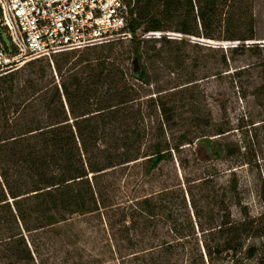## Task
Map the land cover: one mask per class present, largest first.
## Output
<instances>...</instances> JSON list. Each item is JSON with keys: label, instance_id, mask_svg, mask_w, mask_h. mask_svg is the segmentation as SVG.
<instances>
[{"label": "trees", "instance_id": "1", "mask_svg": "<svg viewBox=\"0 0 264 264\" xmlns=\"http://www.w3.org/2000/svg\"><path fill=\"white\" fill-rule=\"evenodd\" d=\"M126 1L131 6V59L139 60L138 71L123 65L119 42L109 41L83 51L61 52L52 61L34 59L0 76V264H58L60 254L69 262L73 251L58 246L68 236L64 226L75 215L105 206L100 178L108 170L144 159L149 174L173 159L181 145L192 143L185 133L177 136L174 145L161 139L163 124L173 117L167 103L173 94L169 90L178 85L161 88L156 99H149L164 121L156 135L147 122L141 95L153 84L145 58L153 69L156 63L183 68L187 43L146 34L175 31L215 39L213 28L225 17L229 34L222 39L244 42L241 47L248 50L253 47L245 42L256 39L251 0ZM196 80L191 77L185 83ZM202 139L216 156L224 154L220 142ZM232 188L238 192L236 180ZM155 206L146 197L139 203L141 212L130 213L124 227L125 248L136 254L140 264H218L225 259L232 262L228 264H248L238 263V254L264 264L263 216L253 217L245 210L240 221H233L227 213L221 223L207 229L212 239L202 245L178 239L135 241L137 232L147 234L149 219L159 215ZM170 231L179 238L196 235L193 223L188 230ZM201 232L206 230L201 227ZM248 240L253 242L247 244ZM78 256L71 264L95 262Z\"/></svg>", "mask_w": 264, "mask_h": 264}, {"label": "rangeland", "instance_id": "2", "mask_svg": "<svg viewBox=\"0 0 264 264\" xmlns=\"http://www.w3.org/2000/svg\"><path fill=\"white\" fill-rule=\"evenodd\" d=\"M251 3L256 39L245 42L246 47H253L249 50L241 47L244 42L222 39L229 34L223 23L225 17L213 28L215 39L175 31L145 35L184 39L187 43L183 49L187 59L183 68L156 63L153 69L145 58L153 84L146 87V93L142 90L141 95L149 117L147 122L156 135L164 121L159 108L149 99H156L161 88L178 85L169 90L173 94L167 97V103L173 109V117L169 124H163L165 137L161 139L174 145L177 136L185 133L192 143L181 145L173 153V159L163 161L149 174L144 159L108 170L100 178L105 206L93 213L75 215L64 226L68 236L64 235L61 243L58 240V246H63V251L70 249L73 254L69 262L60 254L58 264H71L78 260L79 254L95 260L93 264H140L135 260L136 254L125 248L124 227L129 223L130 213L141 212L139 203L146 197L155 203L159 215L149 219L151 228L147 234L137 232L134 239L143 244L178 239L191 244L199 241L202 245L212 239L207 229L221 223L227 213L233 221H240L245 210L253 217H264V0ZM111 41L119 42L123 65L133 68L131 41L122 37ZM0 42L10 44L5 29L0 30ZM238 45L241 48L232 52ZM191 77L197 80L185 83ZM220 130L226 132L216 134ZM203 137L220 142L224 154L216 156ZM146 143L148 148L150 141ZM235 180L238 192L232 188ZM192 223L195 236L179 238L170 231L174 227L188 230ZM236 260L259 264L258 259L247 260L244 254H238ZM228 263L232 262L228 259L218 262Z\"/></svg>", "mask_w": 264, "mask_h": 264}, {"label": "built area", "instance_id": "3", "mask_svg": "<svg viewBox=\"0 0 264 264\" xmlns=\"http://www.w3.org/2000/svg\"><path fill=\"white\" fill-rule=\"evenodd\" d=\"M131 6L126 0H0V76L34 59L107 43L131 40Z\"/></svg>", "mask_w": 264, "mask_h": 264}, {"label": "water", "instance_id": "4", "mask_svg": "<svg viewBox=\"0 0 264 264\" xmlns=\"http://www.w3.org/2000/svg\"><path fill=\"white\" fill-rule=\"evenodd\" d=\"M133 64H134V70L135 71H138L141 68L139 60L137 58L133 61Z\"/></svg>", "mask_w": 264, "mask_h": 264}]
</instances>
